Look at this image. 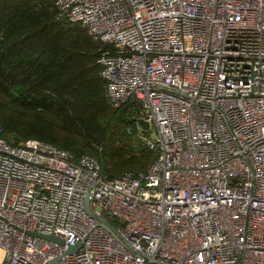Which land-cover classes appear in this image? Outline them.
I'll list each match as a JSON object with an SVG mask.
<instances>
[{
	"label": "built area",
	"instance_id": "built-area-1",
	"mask_svg": "<svg viewBox=\"0 0 264 264\" xmlns=\"http://www.w3.org/2000/svg\"><path fill=\"white\" fill-rule=\"evenodd\" d=\"M55 4L108 46L109 100L139 104L156 157L110 176L0 126V264H264V0Z\"/></svg>",
	"mask_w": 264,
	"mask_h": 264
},
{
	"label": "trees",
	"instance_id": "trees-1",
	"mask_svg": "<svg viewBox=\"0 0 264 264\" xmlns=\"http://www.w3.org/2000/svg\"><path fill=\"white\" fill-rule=\"evenodd\" d=\"M57 14L55 0H0L4 138L45 140L76 158L88 153L110 176L146 168L156 151L134 134L140 106H114L100 74L96 59L108 46Z\"/></svg>",
	"mask_w": 264,
	"mask_h": 264
},
{
	"label": "water",
	"instance_id": "water-1",
	"mask_svg": "<svg viewBox=\"0 0 264 264\" xmlns=\"http://www.w3.org/2000/svg\"><path fill=\"white\" fill-rule=\"evenodd\" d=\"M138 122L142 125V127L145 130L148 128V121L147 120H145L143 118H138ZM84 207L90 214H92V211H91V209L89 207L87 198L84 199ZM33 234L36 235V236L42 237V238H46V239H57V240L62 242V240L57 238L54 234H43V233H36V232H34ZM74 248H75V246H71L69 248L68 252L73 250Z\"/></svg>",
	"mask_w": 264,
	"mask_h": 264
},
{
	"label": "rangeland",
	"instance_id": "rangeland-1",
	"mask_svg": "<svg viewBox=\"0 0 264 264\" xmlns=\"http://www.w3.org/2000/svg\"><path fill=\"white\" fill-rule=\"evenodd\" d=\"M150 130H151L152 135H153V137H154V136H155V133H156V132H155V130H156L155 125L151 126V127H150ZM1 260H2V259H1V257H0V263H1Z\"/></svg>",
	"mask_w": 264,
	"mask_h": 264
},
{
	"label": "crops",
	"instance_id": "crops-1",
	"mask_svg": "<svg viewBox=\"0 0 264 264\" xmlns=\"http://www.w3.org/2000/svg\"><path fill=\"white\" fill-rule=\"evenodd\" d=\"M0 257H1V259H2V257H3V253H2V250L0 249ZM2 261V260H1Z\"/></svg>",
	"mask_w": 264,
	"mask_h": 264
}]
</instances>
